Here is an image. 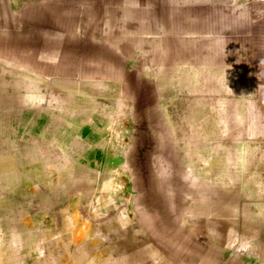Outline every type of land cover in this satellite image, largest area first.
Listing matches in <instances>:
<instances>
[{
    "label": "rangeland",
    "instance_id": "1",
    "mask_svg": "<svg viewBox=\"0 0 264 264\" xmlns=\"http://www.w3.org/2000/svg\"><path fill=\"white\" fill-rule=\"evenodd\" d=\"M65 1L0 0V264H264L235 87L147 55L102 70Z\"/></svg>",
    "mask_w": 264,
    "mask_h": 264
},
{
    "label": "crops",
    "instance_id": "2",
    "mask_svg": "<svg viewBox=\"0 0 264 264\" xmlns=\"http://www.w3.org/2000/svg\"><path fill=\"white\" fill-rule=\"evenodd\" d=\"M68 5L69 35L101 46L86 53L102 54V70L115 69L107 55L129 54L134 61L135 55H147L140 63L153 56L161 68L212 70L215 85L235 87L246 103L241 115L246 122L239 132L232 127L225 132L230 142L253 151L245 158V184L239 182L246 211L256 223L252 228L261 231L264 261V0H68ZM97 61L88 58L83 67L93 71L92 79L103 76L97 65H90ZM224 188L234 190L232 184Z\"/></svg>",
    "mask_w": 264,
    "mask_h": 264
}]
</instances>
